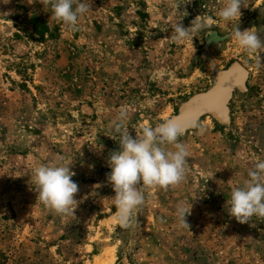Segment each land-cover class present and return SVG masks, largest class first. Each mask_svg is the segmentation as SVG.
<instances>
[{
  "label": "rangeland",
  "instance_id": "obj_1",
  "mask_svg": "<svg viewBox=\"0 0 264 264\" xmlns=\"http://www.w3.org/2000/svg\"><path fill=\"white\" fill-rule=\"evenodd\" d=\"M80 2L90 10L72 30L46 0H0V264H264V220L228 214L231 190L264 160V65L228 38L238 21L219 20L221 0ZM241 11L240 30L264 39V0ZM197 16L214 35L171 38L176 21L189 27ZM235 64L247 75L225 118L202 115L205 132L179 138L190 151L184 182L146 187L122 228L106 180L119 149L112 121L127 113L135 137L175 119ZM56 162L76 173L74 215L37 199L33 169ZM180 203L190 228L179 226Z\"/></svg>",
  "mask_w": 264,
  "mask_h": 264
},
{
  "label": "clouds",
  "instance_id": "obj_2",
  "mask_svg": "<svg viewBox=\"0 0 264 264\" xmlns=\"http://www.w3.org/2000/svg\"><path fill=\"white\" fill-rule=\"evenodd\" d=\"M4 2L8 3L10 0ZM188 2L190 0H185V3ZM46 3L50 4L54 17L72 30H76L79 17L90 10V5L81 3L80 0H46ZM248 4L249 0H221V7L216 15L227 25L238 21L227 36L241 50L254 54L257 66H260L264 65L260 56L264 52V39H261L260 31L253 27L242 31L238 27L242 16L241 8H247ZM179 21L173 25L171 37L177 42L189 39L192 41L199 32H204L207 37L214 35L211 23L201 16L193 19L189 27ZM126 120L127 113L121 112L112 121L111 130L119 137V149L110 153L107 164L111 171L106 174V180L114 192L112 199L116 207V219L122 228H128L132 224L133 213L144 205L146 187L167 189L184 182L190 151L179 138L189 129H195L199 134L206 130L195 119L183 122L166 119L155 126H145L133 137ZM110 137L116 140L115 136ZM59 160L62 161L63 157H59ZM75 175L67 163L37 165L31 177L36 186L37 199L57 215H74L78 205L83 202L76 199L80 188L72 179ZM247 177L242 186L231 190L227 201L228 214L241 224L250 222L253 216L264 220V160L257 161L248 170ZM92 187L97 189L101 185L95 184ZM190 213L191 208L183 203L177 205L179 226L190 228L186 220Z\"/></svg>",
  "mask_w": 264,
  "mask_h": 264
},
{
  "label": "water",
  "instance_id": "obj_3",
  "mask_svg": "<svg viewBox=\"0 0 264 264\" xmlns=\"http://www.w3.org/2000/svg\"><path fill=\"white\" fill-rule=\"evenodd\" d=\"M235 69L241 71V77L236 80H234ZM246 75L247 72L241 65H233L218 76L217 83L211 92L195 97L174 120L177 122H183L188 119L196 120L202 115H211L218 120H223L226 113V104L232 92L243 86Z\"/></svg>",
  "mask_w": 264,
  "mask_h": 264
},
{
  "label": "bare ground",
  "instance_id": "obj_4",
  "mask_svg": "<svg viewBox=\"0 0 264 264\" xmlns=\"http://www.w3.org/2000/svg\"><path fill=\"white\" fill-rule=\"evenodd\" d=\"M241 71L239 69H235L234 71V80L238 79L241 77Z\"/></svg>",
  "mask_w": 264,
  "mask_h": 264
}]
</instances>
